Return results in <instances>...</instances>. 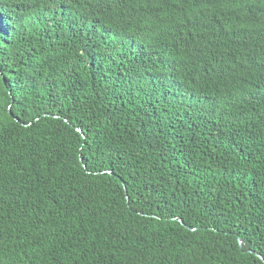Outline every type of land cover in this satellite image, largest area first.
I'll use <instances>...</instances> for the list:
<instances>
[{"label": "trees", "instance_id": "trees-1", "mask_svg": "<svg viewBox=\"0 0 264 264\" xmlns=\"http://www.w3.org/2000/svg\"><path fill=\"white\" fill-rule=\"evenodd\" d=\"M0 264H264V0H0Z\"/></svg>", "mask_w": 264, "mask_h": 264}]
</instances>
